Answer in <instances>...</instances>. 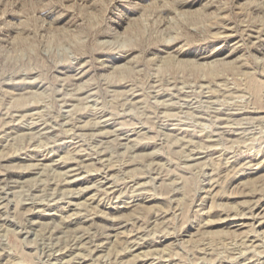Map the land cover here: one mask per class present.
Here are the masks:
<instances>
[{"label": "rangeland", "instance_id": "obj_1", "mask_svg": "<svg viewBox=\"0 0 264 264\" xmlns=\"http://www.w3.org/2000/svg\"><path fill=\"white\" fill-rule=\"evenodd\" d=\"M0 264H264V0H0Z\"/></svg>", "mask_w": 264, "mask_h": 264}, {"label": "bare ground", "instance_id": "obj_2", "mask_svg": "<svg viewBox=\"0 0 264 264\" xmlns=\"http://www.w3.org/2000/svg\"><path fill=\"white\" fill-rule=\"evenodd\" d=\"M28 119V118H27ZM224 119V118H223ZM221 120V119H220ZM99 123V122H98ZM34 145V144H33ZM100 151V150H99ZM98 152V151H97ZM94 153V152H93ZM85 155V154H84ZM194 157V156H193ZM195 158V157H194ZM90 159H92V158H90ZM73 169V168H72ZM74 171V170H73ZM70 172H72V171H70ZM66 178V177H65ZM66 181V180H65ZM141 195V194H140ZM138 196V195H137ZM252 212V211H251ZM254 216V215H253ZM248 217V216H247ZM79 234V233H78ZM141 244V243H140ZM231 261V260H230Z\"/></svg>", "mask_w": 264, "mask_h": 264}]
</instances>
